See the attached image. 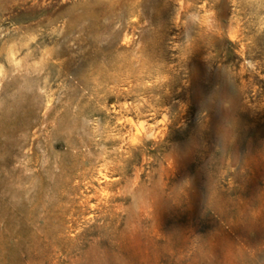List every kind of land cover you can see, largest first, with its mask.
Masks as SVG:
<instances>
[{
    "label": "rangeland",
    "instance_id": "rangeland-1",
    "mask_svg": "<svg viewBox=\"0 0 264 264\" xmlns=\"http://www.w3.org/2000/svg\"><path fill=\"white\" fill-rule=\"evenodd\" d=\"M0 264H264V0H0Z\"/></svg>",
    "mask_w": 264,
    "mask_h": 264
}]
</instances>
